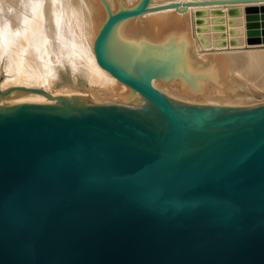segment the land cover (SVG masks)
<instances>
[{"label": "water", "instance_id": "obj_1", "mask_svg": "<svg viewBox=\"0 0 264 264\" xmlns=\"http://www.w3.org/2000/svg\"><path fill=\"white\" fill-rule=\"evenodd\" d=\"M148 3L93 43L139 103L0 102V264H264V101H175L110 61L109 29Z\"/></svg>", "mask_w": 264, "mask_h": 264}, {"label": "bare ground", "instance_id": "obj_2", "mask_svg": "<svg viewBox=\"0 0 264 264\" xmlns=\"http://www.w3.org/2000/svg\"><path fill=\"white\" fill-rule=\"evenodd\" d=\"M138 1L0 0V102L80 92L85 101L139 103L144 97L101 67L93 49L108 14ZM186 1L149 0L141 14L115 21L106 57L175 101L251 104L249 84L264 89V0ZM196 51L207 65L191 64Z\"/></svg>", "mask_w": 264, "mask_h": 264}, {"label": "rangeland", "instance_id": "obj_3", "mask_svg": "<svg viewBox=\"0 0 264 264\" xmlns=\"http://www.w3.org/2000/svg\"><path fill=\"white\" fill-rule=\"evenodd\" d=\"M192 61L191 64L193 66H205L207 65V60L205 58H202V54L198 51L191 53ZM127 86V85H126ZM128 87V86H127ZM250 89L246 90V93L249 94L251 100H253L254 103L263 102L264 101V89L256 87L254 85L249 84ZM251 102V104L253 103Z\"/></svg>", "mask_w": 264, "mask_h": 264}]
</instances>
